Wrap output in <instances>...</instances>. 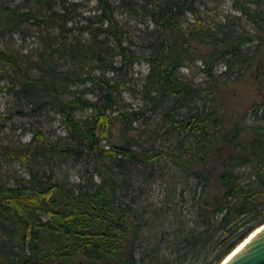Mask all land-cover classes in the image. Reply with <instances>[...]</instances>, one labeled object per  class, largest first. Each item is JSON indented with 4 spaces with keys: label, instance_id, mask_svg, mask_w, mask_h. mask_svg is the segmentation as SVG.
<instances>
[{
    "label": "trees",
    "instance_id": "trees-1",
    "mask_svg": "<svg viewBox=\"0 0 264 264\" xmlns=\"http://www.w3.org/2000/svg\"><path fill=\"white\" fill-rule=\"evenodd\" d=\"M56 1L24 0V11L0 4V38L25 26L60 33L55 47L50 45L34 65L38 77L2 48L0 61L17 74L15 88L5 91L31 108L28 115L50 108L72 135L65 142H50L38 130L32 155L30 146L29 151H15V158L27 164L29 177L14 186L0 181V264H170L159 255V232L153 230V221L170 211L132 207L123 196L132 180L151 179L162 160L176 170L174 190L181 202H191L192 210L191 223L180 217L172 225L170 235L177 241L172 246L178 247L171 253L174 261L195 257L199 263L206 253L205 264H222L264 226V0H235L240 17L230 14L213 25L197 19L187 29L181 20L187 13L196 15L195 0H119L154 25L146 31L152 40L146 53L128 44L113 0H97L98 13L74 26H68L65 2L61 0V12ZM242 19L256 31L241 28ZM76 30L89 38L70 41L66 35ZM195 62L208 76L206 87L192 86L180 76L182 68ZM138 63L149 66L139 93L169 116L164 135L176 137L173 151L159 148L151 136L141 143L129 133L132 124L121 125L127 119L119 107L121 89L105 73L128 72ZM220 63L225 70L217 75ZM98 69L100 76L94 74ZM86 84L99 91L103 109L85 98L84 91L74 90ZM237 84L259 92L251 109L254 122L249 112L233 108L234 97H227ZM185 98L203 105L195 111L190 104L180 106ZM88 109L90 116L77 118ZM116 127L120 131L114 137ZM46 152L49 163L36 157ZM81 154L94 165L85 185L69 188L56 181L53 156L63 162ZM242 169L252 172L247 184L240 180Z\"/></svg>",
    "mask_w": 264,
    "mask_h": 264
},
{
    "label": "rangeland",
    "instance_id": "rangeland-1",
    "mask_svg": "<svg viewBox=\"0 0 264 264\" xmlns=\"http://www.w3.org/2000/svg\"><path fill=\"white\" fill-rule=\"evenodd\" d=\"M113 1L118 6L117 16L121 26L127 33L128 44L134 46L139 52H148L147 46L152 40L146 35V31L148 29L153 30L154 25L148 19H141L133 15L132 10L126 5L121 6L119 0ZM62 2H65V5L68 7L67 17L71 18L68 26L85 24L87 17L98 13L97 0H62ZM62 2L61 0L56 1V10L61 12ZM0 4L23 11L26 10L24 0H0ZM195 6L196 15L187 13L181 20L185 29L189 25L195 24L197 19L201 20L203 24L211 23L213 25L218 18L225 21L230 14L238 17L241 16L234 9L235 0H195ZM239 25L246 31H256L253 25L246 23L243 19L239 22ZM59 34L55 28L47 29L43 27L39 29L37 27L25 26L18 33L0 38V48L8 54H13L19 65L32 77H38L40 76V72L34 65L41 61L40 58L44 57L50 45L55 47V37ZM66 36H69V40L72 42L75 40L86 41L89 38L87 33L81 34L77 30ZM131 40L133 43H130ZM58 43H61L60 39ZM224 70L225 67L220 63L216 66L215 74L220 75ZM148 73L149 66L146 63H138L128 72L122 71L116 74L106 72L105 76L117 82L118 86H120L119 107L121 113L127 114V119H121L120 122H122V126L127 123L132 124L134 129L129 130L130 135L141 143L148 140L150 136L157 138V146L159 148L173 151L171 148H174L176 137L164 135L165 129L169 127V123H167L169 116L158 110L151 102L144 100L143 95L139 93V91L143 90ZM94 74L100 76L102 75V71L99 69L95 70ZM180 76L188 84L195 87H206L209 85L208 76L203 72L200 62H195L182 68ZM15 78H17V74L13 68L0 61V181L9 186H14L17 182H24L29 177L27 164L15 158V151L22 147L28 151L30 149L28 153H33L36 149V142L34 140L36 131L40 130L50 142H65L67 138H71L72 136L64 128L60 116L50 108H46L35 115H28L31 114V108H26L24 106L25 102L23 103L19 100L13 92L5 91V88H15L12 82ZM225 79L223 77L221 82L223 83ZM237 85V88L228 91L227 97L229 99H233L230 96L234 97V104L231 103L233 108L242 113L249 112V121L254 122L255 117L251 109L254 102L260 100L259 92L254 86ZM76 89L79 92L84 91L85 98L97 103L99 108H104L105 102L99 101L98 98L99 91L94 89L90 84L82 85L79 88L76 87L74 90ZM186 104H190L193 111L196 110L197 106L201 107L203 105L202 102L198 104L190 103L186 98L179 103L180 106ZM20 112L24 114L22 115ZM92 113L93 111L88 109L84 112H78L76 116L78 119L84 120ZM184 113H188V110L184 111ZM119 131L117 127L114 128L112 136L117 137ZM153 131L156 133H153ZM115 139L113 138L112 140L114 141ZM60 145L63 146L65 144L60 143ZM101 145L106 147L108 142L103 141ZM78 155L68 158L67 161L63 160V162L57 156H53V162L58 164L55 167V180L69 188L85 185L86 180L91 178L94 172L93 162L86 159L85 154ZM36 157L38 159L43 158L44 162L48 161L47 163H49L50 155L47 152L44 157L41 154L36 155ZM155 169V173L151 179L148 180L142 177L141 179L132 180V183L129 182L125 187L123 195L125 204L132 207L143 206L151 209L170 211V213L161 215V217L153 221V230H158L159 232V236L156 238L160 245V249L157 250L160 252L159 255L162 258L168 259L170 264H205L206 253L202 255L199 263L195 262V257H191L183 263L181 261H174V256L176 255L171 254L175 249L172 245L174 243L175 246L177 241L175 237L170 235L173 230L172 225L176 218L180 217H186L188 223H191V202H181L179 191L174 190L176 178L173 179V176L177 172L171 164L162 160L156 164ZM239 173L240 180L243 183L247 184L251 180L249 179L251 178V170L242 169ZM94 179L99 181L97 177ZM168 189L171 192L174 191L173 193L176 192V194H173V196L171 193L168 194ZM169 196L171 197L169 198ZM167 202H170V207H167ZM40 216L46 218L44 214L40 213Z\"/></svg>",
    "mask_w": 264,
    "mask_h": 264
},
{
    "label": "water",
    "instance_id": "water-1",
    "mask_svg": "<svg viewBox=\"0 0 264 264\" xmlns=\"http://www.w3.org/2000/svg\"><path fill=\"white\" fill-rule=\"evenodd\" d=\"M246 241L244 246L235 253L238 247L223 264H264V227L258 229L248 238V242Z\"/></svg>",
    "mask_w": 264,
    "mask_h": 264
},
{
    "label": "bare ground",
    "instance_id": "bare-ground-1",
    "mask_svg": "<svg viewBox=\"0 0 264 264\" xmlns=\"http://www.w3.org/2000/svg\"><path fill=\"white\" fill-rule=\"evenodd\" d=\"M246 242H248V240L246 241ZM245 244V243H244ZM244 244L243 245H241L236 251H235V253L238 251V250H240L241 248H242V246H244ZM234 253V254H235ZM228 260V259H227Z\"/></svg>",
    "mask_w": 264,
    "mask_h": 264
}]
</instances>
